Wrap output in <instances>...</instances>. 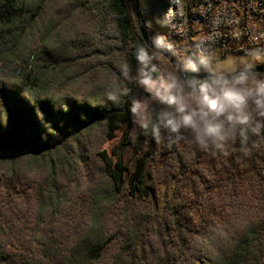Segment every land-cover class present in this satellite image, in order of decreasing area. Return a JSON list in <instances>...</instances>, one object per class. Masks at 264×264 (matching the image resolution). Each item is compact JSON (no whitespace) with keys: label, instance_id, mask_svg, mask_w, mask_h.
Returning a JSON list of instances; mask_svg holds the SVG:
<instances>
[{"label":"trees","instance_id":"trees-1","mask_svg":"<svg viewBox=\"0 0 264 264\" xmlns=\"http://www.w3.org/2000/svg\"><path fill=\"white\" fill-rule=\"evenodd\" d=\"M236 1L140 0V7L178 39L174 28L157 23L169 9L188 35L194 19L234 18ZM78 10L113 26L115 48L134 72L133 49L143 42L135 0H0V160L14 186L31 187L30 199L0 202V264H264V145L220 158L184 144L165 150L137 135L128 175L124 152L114 151V159L104 150L94 152L103 180L91 181L88 134L98 130L110 140L122 131V148L133 126L127 98L119 107L101 104L102 91L81 90L68 78L79 58L98 52L83 53L63 33L64 20ZM257 47L264 43L238 53ZM24 158L45 171L24 169ZM159 200L161 213L151 221L144 202ZM114 218L122 223L118 237ZM148 223L154 241L143 235ZM221 231L226 236L213 239L206 256L203 243Z\"/></svg>","mask_w":264,"mask_h":264},{"label":"clouds","instance_id":"clouds-1","mask_svg":"<svg viewBox=\"0 0 264 264\" xmlns=\"http://www.w3.org/2000/svg\"><path fill=\"white\" fill-rule=\"evenodd\" d=\"M172 20L169 9L157 23L174 28L180 40L144 26L149 35L133 49L134 72L126 55L116 57L118 78L105 85L100 103L119 107L125 98L130 101L133 142L138 134L165 150L184 144L213 155L264 145V72L256 70L264 64V47L221 60L215 33L197 31L185 45L184 32ZM252 39L264 41L258 35Z\"/></svg>","mask_w":264,"mask_h":264},{"label":"rangeland","instance_id":"rangeland-1","mask_svg":"<svg viewBox=\"0 0 264 264\" xmlns=\"http://www.w3.org/2000/svg\"><path fill=\"white\" fill-rule=\"evenodd\" d=\"M235 3L237 11L235 12L234 18L227 22L225 20L217 18L213 23L209 24L200 19H194L191 23L192 27L189 31V34L187 35L186 33H184V40L182 41V43L187 45L191 37L197 34V31H199L201 35H203L205 32H213L217 35L214 40V47L217 49L216 54L220 57L221 60L225 59L226 57H228V59H231L233 56H243V54L238 53L240 49H242L248 43L261 41L260 39L254 41L252 39L253 36L258 35L264 37V5L261 0H237ZM218 10L220 11V14H225V11H222L220 7ZM143 13L146 22L145 25H150L152 33L161 32L169 35V37L174 41L180 40V37L178 39L172 38V34L170 33V35L168 33L169 30L166 31L164 29H159L156 23L149 16L148 10L145 6H143ZM46 19L47 15H44L35 28L39 29V31H43L47 22ZM64 21H66L67 24L66 22H64L66 25L64 27L65 30H63V33L69 39H76L77 43H81L83 45L81 47L83 53L87 52V50H84L85 47H93L98 50L97 54L93 57L79 58V64H77L76 68L72 70L68 78L76 83L77 87H81V90H98L103 92L105 85L110 80L118 78V73L114 66V60L116 57L122 56V52L115 48V44L111 39L115 36L113 26L106 25L103 27L99 20L95 19L92 14H88L84 11L82 12L81 10L75 11L73 14H70V16ZM59 28L60 27L58 26L56 27V29L50 30L51 39L56 38V34L61 31V29ZM234 31H238L239 35L233 36ZM262 42L264 43V41ZM122 136V131H118L115 137L110 140L104 139L103 136L100 135L98 130H94L88 134L87 140L88 147L90 149V155L87 160H90L88 161L92 166V168H89L88 170V173H90L88 176L90 178L93 177L91 180L93 183L97 184L103 180L101 163L98 161V157L95 154L97 152L105 150L110 156L114 157V151L120 153L122 150L125 154L124 159L126 161L127 167L126 175H128V172L132 170L136 158L133 150L134 142L129 137L127 140L128 144L121 148ZM233 150L234 149L232 147H229L223 154L218 153L216 155H213L210 153V156L222 158L223 155L231 154ZM21 164V166L26 170L33 169L41 174L45 171L44 167L39 162H36L34 164L31 162L30 158L22 159ZM28 182L30 181H26V183ZM80 186L83 187V185ZM30 189L31 187H26L25 185L23 187L14 186L13 183H11V181L9 180V177L6 175V168L2 160H0V202H7L8 200H12V198H15L17 200L30 199ZM161 206L162 205L160 200L157 203L149 201L144 202L145 213L151 216V221L156 220L160 215ZM197 218L200 221V217L197 216ZM121 225L122 223L119 218H114L112 220V223L110 225L111 233H115L116 237L122 234ZM143 235L145 236V239H148L149 241H154L157 238L154 235V226L149 223L147 228H145ZM225 236L226 233L221 231L214 234L212 238H207L205 243H203L205 249L204 254L210 257L213 251V246L216 243L213 242V239L222 240ZM197 264H208V261H200Z\"/></svg>","mask_w":264,"mask_h":264},{"label":"water","instance_id":"water-1","mask_svg":"<svg viewBox=\"0 0 264 264\" xmlns=\"http://www.w3.org/2000/svg\"><path fill=\"white\" fill-rule=\"evenodd\" d=\"M135 16H136V20L138 23V28H139V32H140V36L143 39V41H146L148 38L149 33L145 32L144 30V26L145 22L141 13V8H140V0H135ZM257 71H261L264 72V66L263 65H259L256 67ZM201 75H203V73H201Z\"/></svg>","mask_w":264,"mask_h":264}]
</instances>
